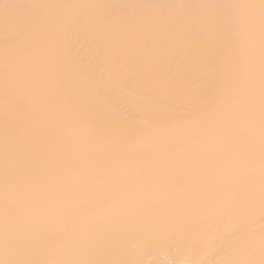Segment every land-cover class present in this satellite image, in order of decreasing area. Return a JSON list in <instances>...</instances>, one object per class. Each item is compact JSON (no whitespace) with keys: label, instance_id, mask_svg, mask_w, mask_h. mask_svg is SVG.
<instances>
[{"label":"bare ground","instance_id":"bare-ground-1","mask_svg":"<svg viewBox=\"0 0 264 264\" xmlns=\"http://www.w3.org/2000/svg\"><path fill=\"white\" fill-rule=\"evenodd\" d=\"M15 75L20 105L7 96ZM8 134L20 154L10 153ZM106 137L124 148L109 151L107 163ZM262 149L264 0H0V198L25 176L36 181L34 167L55 173L48 182L94 176L112 186L98 215L124 202L106 217L33 221L28 215L40 209L17 206L0 217V228L16 232L0 234V264H264ZM80 152L89 155L75 167L50 166L56 155L76 162ZM117 153L128 162L122 169ZM7 159L22 172L17 164L8 171ZM137 162L144 179L125 170ZM206 165L219 179L209 174L203 183ZM122 176L142 186L129 178L116 185ZM44 177L36 182L41 204L51 192ZM66 219L65 228H52Z\"/></svg>","mask_w":264,"mask_h":264},{"label":"rangeland","instance_id":"rangeland-1","mask_svg":"<svg viewBox=\"0 0 264 264\" xmlns=\"http://www.w3.org/2000/svg\"><path fill=\"white\" fill-rule=\"evenodd\" d=\"M11 37H13V35H11ZM40 44H43L42 42H39ZM38 43V44H39ZM43 47L45 48V49H47V50H52V45L51 44H49V45H43ZM22 58L23 57H18L17 58V61H20V60H22ZM17 61H15V62H17ZM81 66V65H80ZM80 66H78V67H76V69H78ZM88 71L90 72V73H92V71L91 70H89L88 69ZM20 79H21V76H19V75H15L12 79H10L9 80V82L7 83V90H8V93H7V96H8V101H9V103L10 104H15V105H20L22 102H23V100H24V94H23V92L21 91V89H20V87H19V84H20ZM191 87V86H190ZM188 88L189 87H187L186 89L188 90ZM192 88H195L194 87V85H193V87ZM190 89V88H189ZM122 90L123 89H121V91H120V89H118V91H120V92H122ZM193 90V89H192ZM192 90H191V94H192ZM115 92H116V90H115ZM188 92V93H189ZM118 94H119V92H117ZM112 94V95H114L113 96V98L115 97V96H117V97H120L119 95H121V98L124 100V102H126L125 100V98H128V96L126 97L125 96V94L122 92V94H124V96H122V94L120 93L119 95L118 94ZM128 93V92H127ZM187 93V94H188ZM187 94L185 93V95L187 96ZM193 94H194V90H193ZM127 95V94H126ZM190 95V94H189ZM246 94H244L243 95V99H245V102L247 101V98H244V97H246L245 96ZM116 97V98H117ZM240 97H242V95H240ZM112 98V99H113ZM115 98V101H117V99H120V98H117L116 99ZM187 98H189V96H187ZM237 98H238V96H237ZM235 100H237L236 98H234ZM241 101L243 100V99H241V98H239ZM238 99V100H239ZM114 100V99H113ZM123 100L121 101V100H118L119 102H122L123 104H125L126 105V103H124L123 102ZM128 100V99H127ZM204 101V100H203ZM202 101V102H203ZM206 102H207V100H206ZM240 102V101H239ZM242 102H244V100L242 101ZM127 103H129L128 101H127ZM207 103H209V102H207ZM241 103V102H240ZM126 106H128V105H126ZM129 107H130V104H129ZM12 135L13 134H8V140H7V146H8V148H9V150H10V153H13V154H20L21 153V151H22V144L21 143H17V142H15V141H13L12 140ZM47 135H49V134H47ZM195 135H197V134H195ZM205 135V134H204ZM203 134L202 135H199V136H204ZM224 135V134H223ZM222 135V136H223ZM227 135V134H226ZM230 135V134H229ZM228 135V136H229ZM233 136H234V134H233ZM110 137V136H109ZM109 137L107 138V140L104 142V144H103V146H104V148H103V150L104 151H108L107 153H105V155H101V157L103 158V161L105 162V163H107L106 161H111V156H114V155H111L110 153H109V151H113L114 153H116L117 151H119L120 152V150H121V146L119 147L118 145H116L115 144V142L113 141V140H115V139H113V140H111V139H109ZM227 138V137H226ZM221 139V138H220ZM219 138H218V140H220ZM225 139V138H224ZM223 139V140H224ZM222 139L220 140V141H223ZM225 140H227V139H225ZM225 140H224V142H225ZM117 143V142H116ZM117 144H119V143H117ZM120 145V144H119ZM117 146L119 147V148H117ZM263 148V147H262ZM207 149V148H206ZM205 149V150H206ZM209 149V148H208ZM123 150H124V148H122V152H120V153H123ZM203 150H204V148H203ZM217 149L216 148H214L213 149V151L215 152ZM263 150V149H262ZM199 151H200V149H199ZM202 151V150H201ZM209 151H211V150H208V152L206 153V157H205V155L203 156V157H205V158H207L208 157V153H210ZM212 151V152H213ZM264 151V150H263ZM118 152V153H119ZM213 152V153H214ZM262 152V151H261ZM117 153V154H118ZM171 153H172V151H171ZM201 153V152H200ZM204 153V152H203ZM213 153H211V155H213ZM263 153V152H262ZM106 154H107V156H108V154H110V156H106ZM116 154V156H118V155H120V154H118L117 155ZM202 154V153H201ZM88 155H89V152H80V153H77V154H74V158H76L78 161H76V162H69V161H65L61 156H55L53 159H51L50 160V166H52L53 168H55V169H61V168H67V167H69V169L70 168H72V167H75V166H77V165H79V161H81V160H83L84 158H88ZM203 155V154H202ZM201 155V156H202ZM210 155V156H211ZM158 156V158L159 157H161V155L159 154V155H157ZM166 156H169L168 154L166 155ZM165 156V154L164 155H162V158L164 157V158H167ZM118 157H120L118 160H117V162L119 161V165H121V166H119L118 168H113V170L114 169H119L120 167V169H122V168H124L125 166H127L128 164V162H127V160H124V159H122L121 158V155L120 156H118ZM117 157V158H118ZM170 157V156H169ZM168 157V158H169ZM157 158V159H158ZM163 158V159H164ZM167 158V159H168ZM155 159H156V157H155ZM157 159H156V161H154V162H156V163H158L159 162V160H158V162H157ZM160 160H161V158H159ZM167 159L165 160L166 162H168L167 161ZM106 160V161H105ZM116 162V163H117ZM127 162V163H126ZM153 162V161H152ZM161 162V161H160ZM159 162V163H160ZM164 163V161H163V163L164 164H167V163ZM115 163V165H116V167H117V164ZM163 163H161L162 165H163ZM169 163V162H168ZM12 164H17L16 165V170L20 173V171L22 172V168H20V164L17 162V161H13V160H11V159H7V169H8V171L9 170H11L12 168H13V166H12ZM161 164H159V165H161ZM108 165V164H107ZM115 165H113L114 167H115ZM191 165V164H190ZM130 166V165H129ZM142 166H144L143 164L141 165L140 163H135V164H133L132 166H130L128 169H125V170H129V169H132L133 171H135L136 170V175L135 176H137L138 175V170L140 171V169L142 168ZM193 166V165H192ZM191 166V167H192ZM208 165H206V166H204V170H205V168L207 167ZM108 167H111V166H108ZM108 167L106 168V169H108ZM162 166H160V168H161ZM190 166L189 165H187V167H185V168H189ZM190 167V168H191ZM194 167V166H193ZM33 168V171H34V173H35V175H36V177H37V180L35 181L34 179V177L35 176H33V177H24L23 178V180H21L18 184H17V188L16 187H14V188H12L13 190H11V191H9V193H8V195H7V197H5V198H0V207H2V209L3 210H1L0 211V217H4V218H7V217H9L10 216V214H12L13 213V211L17 208V206H29V207H31V208H27V209H25L27 212H31V213H33V210H37V209H40V210H38V211H36V212H34L33 214H31L30 215V218H29V215H28V218L26 219V220H29V219H31V221H33V220H36V219H40L41 217H43V216H45V215H55V214H58V213H68V214H75V215H79V216H83V217H86V216H91V217H94V214L96 213V212H98V211H100L101 210V203L103 202V203H105V201H107L108 202V200L109 199H107V198H111V197H109L111 194H112V186H107V187H105V185H102V186H104V187H102L101 185H98L97 183H98V181H95L94 179L95 178H97V177H94L93 176V178L94 179H92V177H91V179H88L89 177H87L85 174V176L87 177V179H86V177H85V179H84V177H83V181H80V182H74V181H62V182H54V181H52V182H48L46 179V176L47 175H49V177H50V175L52 174V176H53V174H55V173H53L52 171H49L48 173H41V172H39V174H38V172L35 170L36 168H34V167H32ZM159 168V167H158ZM208 168V167H207ZM210 168V167H209ZM106 169H105V171H106ZM119 169V171H121ZM192 169V168H191ZM202 169L203 168H201V170H200V172L202 171ZM109 170V169H108ZM116 170V171H117ZM132 170H130V171H132ZM142 170H145V169H141V171ZM188 170H190V169H188ZM204 170H203V172H204ZM210 170H211V168H210ZM208 171L207 169L205 170V172L207 173V171H208V174H206L207 175V178H206V181L204 182L203 181V183L204 184H208L210 181H211V179H214V176H216V177H218L217 175V171L215 170V169H213L212 168V170L215 172V173H213V171H212V173H213V175L210 173L211 171ZM100 171H102L103 172V170L101 169ZM110 171H111V169H110ZM132 171V172H133ZM140 171V172H141ZM102 172L100 173V172H98V174L100 173L101 175H100V177L102 176ZM107 172V171H106ZM114 171H111V172H107V173H103V175L104 176H106L105 174H107V175H109V173H113ZM138 172V173H137ZM114 173H117V172H114ZM134 173V172H133ZM141 174H143L142 176L140 175V177H137L138 179H141V178H146L147 176H144L145 175V173L144 172H141ZM209 174H211L210 176V181L209 180H207L209 177ZM215 174V175H214ZM249 174V173H248ZM247 174V175H248ZM251 174V173H250ZM250 174L248 175V177H246L245 178V180L248 178V180L250 179V178H252V176H250ZM254 174H256V173H254ZM95 175H96V173H95ZM111 175V174H110ZM133 175V176H134ZM203 176H204V174H202ZM205 175V176H206ZM253 175V174H252ZM257 175H259V174H257ZM43 176H45L43 179H45L44 181L46 182V188L49 190V192H50V195L48 196V201L47 202H45L46 200V198L44 199L43 198V200H45L44 201V203H42L41 204V200L42 199H40V196H39V194H38V190H39V184H38V186H37V183L36 182H39L40 181V178L41 177H43ZM98 176V175H97ZM130 176V175H129ZM129 176L128 177H126L127 179L129 178ZM133 176H131V177H133ZM134 176V177H135ZM169 177L171 176V175H168ZM167 176V179H166V181H168L169 183H171L172 181H171V179H172V177L171 178H169ZM203 176H201L200 177V180L199 181H202L203 179H202V177ZM204 176V177H205ZM212 176H213V178H212ZM256 175H254V177H255ZM260 176V175H259ZM48 177V176H47ZM99 177V176H98ZM103 177V176H102ZM111 177V176H110ZM109 177V178H110ZM123 177L124 176H122L121 178H119V179H121V180H119V179H117V181H115V184L116 185H121V183L126 179L125 177H124V179H123ZM133 177V178H134ZM203 177V178H204ZM216 177H215V179H216ZM243 178V176H240V178ZM104 178H106V179H108V176H106V177H104ZM133 178H129V179H133ZM136 178V177H135ZM149 178V177H148ZM147 178V181L149 180ZM170 179V181H169V179ZM257 178L259 179V177L257 176ZM262 178V177H261ZM260 178V179H261ZM39 179V180H38ZM99 179V178H98ZM98 179H96V180H98ZM142 179V180H143ZM202 179V180H201ZM217 179H219V177L217 178ZM239 179V178H238ZM237 179V180H238ZM111 180L112 179H110V183H111ZM134 181H133V183H135L136 182V184H140L141 186H142V182L140 183H137V181H135V179H133ZM137 180V179H136ZM205 180V179H204ZM107 181V180H106ZM113 181V180H112ZM131 181V180H130ZM146 181V183L147 184H149V181L147 182ZM165 181V182H166ZM209 181V182H208ZM215 181V180H214ZM214 181H212V182H214ZM220 181V180H219ZM256 181H257V179H256ZM259 181H261V180H259ZM40 182H43V180L41 179V181ZM97 182V183H96ZM100 182H102L101 180H100ZM126 182V181H125ZM132 182V181H131ZM145 182V181H144ZM217 182V181H216ZM106 183H108V182H106ZM106 183H104V184H106ZM114 183V182H113ZM113 183H112V185H113ZM128 183V182H127ZM133 183H131L133 186L134 185H136V184H133ZM161 183H164V182H162V180H161ZM201 184H203L202 182H200ZM29 184V185H28ZM41 184V183H40ZM101 184H103V183H101ZM129 184H130V182H129ZM130 184V185H131ZM201 184H199V186L201 185ZM203 184V185H204ZM25 185H27L26 187H23V188H18V187H22V186H25ZM44 185V186H45ZM123 185V184H122ZM129 185V186H130ZM162 185V184H161ZM198 185V184H197ZM100 187L101 188V191H100V193L97 195V196H95L93 199L92 198H88L89 196H88V192L89 191H91L93 188H95V187ZM114 187H116L115 185H113ZM125 186V185H124ZM127 187H129L128 186V184L126 185ZM132 186V187H133ZM143 186H145L146 187V185L144 184ZM148 186V185H147ZM195 186H196V184H195ZM198 186V187H199ZM98 187V188H99ZM111 187V188H110ZM136 188L138 187V188H142V187H139V186H135ZM149 188H147V191L149 192V189H150V186H148ZM197 187V188H198ZM16 188V189H15ZM45 188V189H46ZM200 188V187H199ZM46 189V190H47ZM135 189V188H134ZM143 189H144V192L143 193H145V189L146 188H142L141 190L143 191ZM100 190V189H99ZM138 190V189H137ZM139 192H140V190H138ZM146 191V192H147ZM69 193H71L72 194V197L70 198V199H68L67 198V195H69ZM140 193H142V192H140ZM112 196V195H111ZM211 196H213V194L211 195L210 194V196L208 195V197H211ZM45 197H47V196H45ZM163 197H165V196H163ZM217 197V196H216ZM161 199H163V200H165V198H162L161 197ZM125 200H128V199H124L123 201H125ZM131 200H133V199H130L129 198V201H130V204H131ZM138 200V199H137ZM136 200V201H137ZM111 201V199L109 200V202ZM129 201H127V202H125V203H128ZM133 202H135V201H133ZM116 204H119L118 202H115ZM114 203V204H115ZM124 203V202H123ZM123 203H120L121 205H119L118 207L116 206V205H113L114 206V208H115V206H116V208H118L119 210L117 211V210H115V209H113V210H115V211H113V212H121V208L123 209V206H122V204ZM58 204H62V206L64 207V209H65V211H56L55 209H56V206L58 205ZM133 204V203H132ZM131 204V205H132ZM128 205V206H127ZM127 205H125V206H127V207H129V206H131V205H129V203L127 204ZM104 206V205H103ZM105 206H107V205H105ZM104 206V207H105ZM120 206H121V208H120ZM124 206V207H125ZM34 207H37V208H34ZM24 208H26V207H24ZM109 208V210H111V208L110 207H107V208H105V210L104 211H106V212H108L109 213V211L107 210ZM102 213V215H105L104 217H106L107 216V214L108 213ZM112 211H110V213H111ZM113 212L111 213L112 215H113ZM110 213L108 214V216L110 215ZM114 213V214H115ZM30 214V213H29ZM93 215V216H92ZM101 214H97L96 213V216H102ZM56 216V215H55ZM103 217V216H102ZM64 218V220H65V217H63ZM62 219V218H61ZM67 220L68 219H66V221H55V222H53L52 224H51V226H52V228H54V229H62V228H65L66 227V225H68L67 223ZM6 229H8V228H0V234L1 235H4V234H12V235H14L15 233H9ZM5 230V231H4ZM4 231V232H3ZM14 232V231H13ZM22 233V232H21ZM20 233V234H21ZM18 234V233H17ZM19 235V234H18ZM17 235V236H18ZM16 237V236H15ZM27 241V240H26ZM25 240H24V242L23 243H25L26 242ZM149 256V255H148ZM147 256V257H148ZM151 258V257H150ZM150 258L148 257V260H150ZM147 259V258H146Z\"/></svg>","mask_w":264,"mask_h":264}]
</instances>
